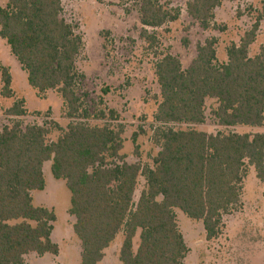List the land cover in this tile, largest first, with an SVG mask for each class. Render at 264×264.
I'll list each match as a JSON object with an SVG mask.
<instances>
[{
  "label": "trees",
  "instance_id": "16d2710c",
  "mask_svg": "<svg viewBox=\"0 0 264 264\" xmlns=\"http://www.w3.org/2000/svg\"><path fill=\"white\" fill-rule=\"evenodd\" d=\"M128 1L139 4L141 37L155 48L158 37L149 29L177 21L179 10L170 7V0ZM222 1L191 0L187 12L209 30L215 28L214 12ZM63 12V0H7L0 6V38L26 72L29 86L41 96L58 92L66 117L78 120L66 128L56 122L24 127L16 120L0 130V264H26L30 254L60 252L52 239L56 214L36 206L32 195L46 187L43 167L48 161L53 177L64 181L71 194L69 214L81 244L80 264H99L120 234L121 264H184L189 248L177 210L201 221L212 241L222 235L224 217L241 205L249 167L264 185V133L212 134L193 128L207 122L208 101H214L210 116L220 127L264 126V42L250 56L264 10L240 43L228 48L226 62L218 61L216 38L198 46L186 69L177 56L160 55L152 136L158 152L152 166L127 161L122 126L88 123L119 117L114 110L91 115L84 108L79 94L84 75L77 68L83 41ZM1 82V95L13 98L8 67H1ZM5 114L26 116L25 100ZM55 131L60 135L51 140ZM140 177L145 187L136 202Z\"/></svg>",
  "mask_w": 264,
  "mask_h": 264
},
{
  "label": "rangeland",
  "instance_id": "374dc122",
  "mask_svg": "<svg viewBox=\"0 0 264 264\" xmlns=\"http://www.w3.org/2000/svg\"><path fill=\"white\" fill-rule=\"evenodd\" d=\"M170 7L178 9L179 19L168 22L158 29H149L158 37V44L151 48L141 37L143 26L140 21L139 4L128 0H63V16L77 27L83 48L77 59V68L84 75L79 94L91 115L101 111L118 113V121L89 119L91 125H120L124 130L123 154L131 164L152 166L158 147L152 140L157 124L154 114L158 107L160 88L155 75V63L161 54L177 56L183 68H188L197 55V48L206 40H218L216 50L220 63L226 62L227 50L232 43L239 44L244 34L252 29L257 17L264 10V0H223L215 9V28L204 30L189 16L187 3L191 0H170ZM7 0H0L4 6ZM264 42V18L256 42L250 48V56L258 53ZM8 67L12 74L13 98L1 95V67ZM20 99L25 100L28 114L24 117L6 116V111ZM214 101L207 102L208 120L193 128L208 133L237 132L264 133L263 127H220L210 116ZM20 121L25 127L33 124L56 122L62 128L78 120L66 117V107L60 94L48 91L39 95L27 82V74L0 38V130L12 121ZM186 129V125H172ZM60 135L55 131L51 140ZM136 135V142L133 138ZM52 162L44 163L46 187L33 191L34 204L54 210L52 239L60 247L57 256L30 254L26 264H80L81 244L73 231L75 218L69 214L70 191L65 182L57 180L51 172ZM145 179L140 177L135 193L137 202ZM181 233L189 248L184 264H264V185L257 179L253 167H249L243 184L242 203L231 214L224 217L223 233L208 241L201 221L188 218L177 210ZM123 241L120 234L105 251L99 264H121L119 252ZM139 236L134 240L135 249Z\"/></svg>",
  "mask_w": 264,
  "mask_h": 264
},
{
  "label": "crops",
  "instance_id": "0c3cea01",
  "mask_svg": "<svg viewBox=\"0 0 264 264\" xmlns=\"http://www.w3.org/2000/svg\"><path fill=\"white\" fill-rule=\"evenodd\" d=\"M9 51H10V49H9ZM11 53V52H10ZM13 56V55H12ZM16 59V58H15ZM21 66V65H20ZM5 67V66H4ZM10 70V69H9ZM11 73V72H10ZM11 76H12V74H11ZM13 78V77H12Z\"/></svg>",
  "mask_w": 264,
  "mask_h": 264
}]
</instances>
